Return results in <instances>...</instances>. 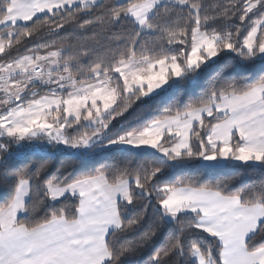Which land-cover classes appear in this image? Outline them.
<instances>
[{"label":"snow or ice","instance_id":"1","mask_svg":"<svg viewBox=\"0 0 264 264\" xmlns=\"http://www.w3.org/2000/svg\"><path fill=\"white\" fill-rule=\"evenodd\" d=\"M0 264H264V0H0Z\"/></svg>","mask_w":264,"mask_h":264},{"label":"trees","instance_id":"2","mask_svg":"<svg viewBox=\"0 0 264 264\" xmlns=\"http://www.w3.org/2000/svg\"><path fill=\"white\" fill-rule=\"evenodd\" d=\"M66 35H67V33H62L60 36L52 37V39H55L57 41V43L59 44L60 40L63 39V37L66 36ZM20 54H26V53H23V52L19 53V54L14 53V55H20ZM182 91L183 90L176 92L175 95L180 96ZM196 92L199 93V89L198 88L196 89ZM183 99L187 100V96H183ZM160 100H161V98H157V103H154L152 105L153 109H155L157 107V104H159V107L161 108V110L163 109V107L165 106L167 101L165 100L164 103H161ZM154 114L155 113H153V115ZM149 118H151V116ZM44 155H45L44 153H36L35 155H33L32 153H28L27 158L29 160L37 161V160H40L41 158H43ZM62 162L67 164L68 163L67 158L64 155H62L60 153H57L56 157L53 158V160H52V162L50 164V167L54 171V167H60ZM76 168H77L78 172L82 171V170H90V168L89 169H82L80 165H76ZM232 171L233 170L231 168H219V169H216L211 175L215 176V177L226 176V175L231 174ZM197 174L198 173H197V170L195 168H189V169H186L183 173H177L176 175L195 176ZM249 175H251V173H249L248 175H244V177H243L244 182H248ZM168 179L169 180L175 179V176H170V177H168ZM149 214H150V216L152 215L151 212ZM146 259H147V254H145L142 257V261L146 260Z\"/></svg>","mask_w":264,"mask_h":264},{"label":"rangeland","instance_id":"3","mask_svg":"<svg viewBox=\"0 0 264 264\" xmlns=\"http://www.w3.org/2000/svg\"><path fill=\"white\" fill-rule=\"evenodd\" d=\"M13 148H15V146H13ZM26 152L27 153H32V150L31 149H27ZM36 153H42V152H40L39 150H37Z\"/></svg>","mask_w":264,"mask_h":264}]
</instances>
